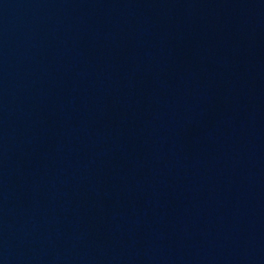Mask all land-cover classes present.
<instances>
[{"label":"water","instance_id":"95a60500","mask_svg":"<svg viewBox=\"0 0 264 264\" xmlns=\"http://www.w3.org/2000/svg\"><path fill=\"white\" fill-rule=\"evenodd\" d=\"M0 264H264V0H0Z\"/></svg>","mask_w":264,"mask_h":264}]
</instances>
